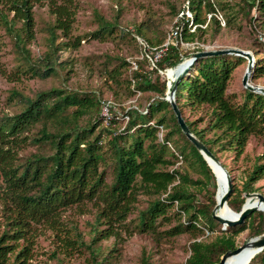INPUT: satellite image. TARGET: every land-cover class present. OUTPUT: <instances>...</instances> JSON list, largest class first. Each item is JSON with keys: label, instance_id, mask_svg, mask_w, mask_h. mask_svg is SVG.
<instances>
[{"label": "trees", "instance_id": "1", "mask_svg": "<svg viewBox=\"0 0 264 264\" xmlns=\"http://www.w3.org/2000/svg\"><path fill=\"white\" fill-rule=\"evenodd\" d=\"M241 1L247 19L254 20L251 12L255 8L264 15V0ZM41 5L48 7L54 20L45 28L48 51L32 64L27 46L35 40V7ZM189 5L193 22L184 23L181 34L183 41L194 43L205 32L208 16L220 24L210 0H191ZM78 12L75 0H0V24L15 35L27 64L26 75L48 79L62 65L58 60L62 50H77L87 39L106 42L119 31L116 23L95 12L97 30L73 36ZM227 22L231 25L230 20ZM132 36L137 45L136 37L152 47L164 45L155 46L141 29ZM179 45L180 41L168 47L157 68L134 72L136 91L129 97L138 92L154 96L146 112L132 109L125 113L129 122L124 130L118 128V118L105 128L101 118L103 101L95 93L53 88L28 97L15 92L21 110L0 117V264H29L39 228L51 231L64 243L67 256L87 250L91 264H116L119 250L112 246L106 253L100 244L119 239L123 233L128 237L148 235L157 242L189 235L191 255L186 264H219L226 253L239 248L236 238L240 234L249 231L250 239L264 235V212L258 211L242 226L227 228L213 240L202 239L205 230L212 234L221 226L213 218L219 202L216 177L182 133L166 100L168 82L160 74L184 61L186 55L181 54ZM261 47L264 49V44ZM242 61L228 55L199 59L180 81L176 93L183 118V108H208L209 122L204 130L199 131L196 122L185 121L220 162L221 153H233L235 160H240L252 138L264 144V95L247 90L243 101L238 102L237 97L228 94L233 73ZM144 62L150 65L148 60ZM127 66L122 60L121 68ZM119 69L109 70L113 80L121 75ZM0 73L5 74L1 64ZM263 76L264 58L254 70V77ZM162 129L170 131L161 140ZM211 134L213 137L207 138ZM30 147L36 152L24 155ZM222 165L233 184L228 206L240 213L246 203L244 196L257 193L256 185L264 179V153L255 158L241 190L232 171ZM191 172L199 178L193 179ZM197 187L202 200L193 190ZM141 195L150 198L148 207L129 222ZM74 208L82 214L90 208L96 211L89 241L78 226H68L64 220V214ZM141 264L151 262L144 255ZM250 264H264V251Z\"/></svg>", "mask_w": 264, "mask_h": 264}, {"label": "rangeland", "instance_id": "2", "mask_svg": "<svg viewBox=\"0 0 264 264\" xmlns=\"http://www.w3.org/2000/svg\"><path fill=\"white\" fill-rule=\"evenodd\" d=\"M75 1L79 5V12L73 36H86L97 30L98 23L94 17L95 12H98L108 21L116 23L119 26V31L106 42L87 39L82 42L81 47L77 50H62L58 56L59 63L62 65L57 67V73L48 79H41L31 77L30 73L25 74L27 64L21 56L15 35L6 31L0 24V64L5 70V74L0 73V117L13 115L21 110L19 98L15 96V92L34 97L39 92L53 88H67L79 93H95L102 101L112 102L113 108L110 109L109 115L111 120L113 118L119 119L118 128L120 130H124L128 125L126 112L132 109L147 111L150 98L154 95L138 92L134 97H129L130 92L135 90L134 72L141 73L151 70V65L144 62L146 59L142 57L143 52L132 35L136 34V30L141 29L144 37L152 41L155 46L166 44L170 40L171 33L179 27L178 33L180 34L184 28V23L190 19L188 8L191 0ZM210 1L217 10L215 18L220 26L208 16L209 26L204 27L205 32L200 33L194 43L180 42L179 51L182 55H186L184 60L191 59L198 50L205 52L235 49L249 54V57L240 56L243 61L235 69L228 90L230 96H235L238 102H242L247 91L243 86V79L250 65L253 67L250 76L251 85L264 89V76L254 77L255 67L264 58V49L261 47V44H264V15L255 8L251 12L254 19L251 21L241 11L243 4L241 0ZM190 12L193 15V12ZM183 14L185 17L182 16ZM35 19V40L27 46L31 51L32 64H37L38 60L44 58L47 53L48 35L45 28L54 20L48 7L42 5L35 7ZM229 20L231 25H228L227 21ZM194 31L195 28L191 32ZM172 41L177 42V39L173 37ZM122 60L126 61L129 66L122 69ZM131 62L138 63L137 71L132 69ZM117 68H120L122 73L116 80H113L109 70ZM169 70L172 69L160 73L167 82H169V78L166 73ZM154 76L152 75L153 78ZM183 115L186 121L196 122L199 131L204 130L208 125V108L197 110H192L190 107L183 108ZM101 118H103L102 113ZM107 126L105 125V128ZM169 131L170 129L161 130L159 135L161 140ZM211 137L213 134L207 138ZM35 152L36 148L30 147L24 155L28 156ZM263 153V142L260 139L252 138L246 149V154L240 160L236 161L233 153H221L219 156L221 162L232 171V176L236 178V183L241 190L248 172L253 168L255 158ZM246 155H248L247 158H245ZM179 165H182V162ZM191 175L193 179L199 178L192 172ZM256 188L259 191L254 194L264 196V179L256 185ZM193 190L202 200L199 187ZM244 197L247 201V196ZM149 201L150 198L146 195L139 197V202L130 216L129 222H134L139 211L148 207ZM95 213L96 211L92 208L86 214H82L80 209L74 208L64 214V220L68 226H78L86 241H89V234L95 224ZM223 230L225 228L221 225L215 232L202 239L208 237L210 240L216 239L222 235L221 231ZM33 240L32 257L29 264H91L92 259L87 250L83 254L67 256L65 244L60 243L55 235L45 228L37 229ZM250 240L249 231H246L236 238V245L242 247ZM191 242L192 239L189 235L175 239L163 238L157 242L148 235L128 237L123 233L121 238L106 240L101 242L100 246L106 253L112 246L119 250L115 254L117 257L116 264H141L144 255L149 258L151 264H186L191 255L189 250Z\"/></svg>", "mask_w": 264, "mask_h": 264}, {"label": "water", "instance_id": "3", "mask_svg": "<svg viewBox=\"0 0 264 264\" xmlns=\"http://www.w3.org/2000/svg\"><path fill=\"white\" fill-rule=\"evenodd\" d=\"M248 56L249 54L241 51V50H221V51H205V52H197L194 54L190 60V63L188 67L184 70V72L177 78L174 85H171V82L169 81L167 83L168 86V93L166 100L171 104L172 109L174 111V114L177 118L178 124L181 128L182 133L186 136V138L196 147V149L200 152V154L203 156L205 161L208 162V158L213 160L217 165H219L222 170L225 172L227 181H228V189L223 196L222 200L220 202H217V205L214 209L213 218L222 226H224L225 229L232 228V227H239L242 226L246 219L251 216L254 212H264V196L261 194H251L247 196V199L253 200L254 203L250 206H248V200L246 201L245 205L243 206V209L240 213L232 212V218L227 219L217 214L219 206H228L229 199L231 197L232 191H233V184L231 180V175L229 174L228 170L222 165V163L215 157V155L205 146L203 142H201L191 131L188 124L186 123L185 119L182 116L181 110L179 106L176 103V93L178 90V86L180 81L189 73V71L194 67L197 60L199 59H205L210 57H216V56ZM252 66L250 65L248 67V72L245 75L243 79V86L246 88V90L253 92L255 94H261L264 95V89L255 87L251 85L250 83V76L252 73ZM210 167V166H209ZM211 169V168H210ZM214 174V173H213ZM215 176V175H214ZM216 177V176H215ZM217 184L218 180L216 179ZM216 201H217V194H216ZM256 203V204H255ZM251 248L254 252L253 259L262 253L264 251V235L251 239L248 243H246L244 246L239 247L238 249L226 253L219 264H226L229 258H231L234 255L239 254L242 250L245 248ZM251 263V261H250Z\"/></svg>", "mask_w": 264, "mask_h": 264}, {"label": "bare ground", "instance_id": "4", "mask_svg": "<svg viewBox=\"0 0 264 264\" xmlns=\"http://www.w3.org/2000/svg\"><path fill=\"white\" fill-rule=\"evenodd\" d=\"M190 60V58L185 59L177 68L169 70L166 73L169 78V81L171 82V85H173V83L176 81V78H178L188 67ZM207 160L209 162L211 170L213 171L214 175L218 180V201L220 202L228 189V181L225 172L222 170V168L217 165L213 160L209 158ZM253 203V200L248 199V206L252 205ZM232 212L233 210L230 209L229 206L225 205L219 206L217 214L224 218L231 219L233 215ZM253 256V250L247 247L242 250L239 254L229 258L226 264H250V261H252Z\"/></svg>", "mask_w": 264, "mask_h": 264}, {"label": "built area", "instance_id": "5", "mask_svg": "<svg viewBox=\"0 0 264 264\" xmlns=\"http://www.w3.org/2000/svg\"><path fill=\"white\" fill-rule=\"evenodd\" d=\"M189 9V8H188ZM191 10L189 9V17H190V21L193 22V15L190 14ZM185 15V14H183ZM182 15V16H183ZM211 17V16H210ZM178 29L179 27L176 28L175 31H173L171 33V36H170V40L169 42H167L166 44H164L163 46L161 47H152L146 40H144L143 38H140V37H136V41L138 43V45L140 46V49L142 50V54H143V59H146L148 60V62L150 63V65L153 67V68H157V64L158 62L160 61V59L165 55L166 51L168 50V47L172 44V45H177V42L180 41V42H183L182 40V34L178 33ZM182 32V31H181ZM179 36V38H178ZM175 38L177 39V42H174L172 41V38ZM180 39V40H179ZM161 49V50H160ZM132 69L134 71H137L138 70V63L137 62H131L130 63ZM160 73H163V72H160ZM113 108V103L112 102H106V101H103L102 102V114H103V123L105 125H110V123L112 122L111 118H110V109ZM126 120L129 122V117L126 116ZM207 232V235L205 236H209L211 233L207 230H205Z\"/></svg>", "mask_w": 264, "mask_h": 264}]
</instances>
